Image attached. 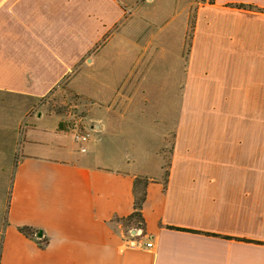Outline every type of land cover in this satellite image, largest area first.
<instances>
[{
	"label": "crops",
	"instance_id": "obj_1",
	"mask_svg": "<svg viewBox=\"0 0 264 264\" xmlns=\"http://www.w3.org/2000/svg\"><path fill=\"white\" fill-rule=\"evenodd\" d=\"M235 4L264 10V0L195 9L178 53L184 103L167 164L156 150L153 161L107 168L64 145L62 116L22 123L40 119L37 101L82 66L95 72L124 37L127 4L0 0V264H264V12ZM113 96L110 117L84 125L87 144L117 117L138 122L132 94ZM134 189L145 192L142 223L127 226Z\"/></svg>",
	"mask_w": 264,
	"mask_h": 264
},
{
	"label": "rangeland",
	"instance_id": "obj_2",
	"mask_svg": "<svg viewBox=\"0 0 264 264\" xmlns=\"http://www.w3.org/2000/svg\"><path fill=\"white\" fill-rule=\"evenodd\" d=\"M122 1L127 4L129 14L121 32L124 37L116 36L110 47L102 50L99 57L104 61L102 59L95 72L87 75L88 68L82 66L77 75L63 80L49 95L37 101L36 109L42 117L27 118L22 128L29 127L25 122L40 121L43 126H48L51 116L47 112L56 113L62 116L61 123L68 130L63 134L64 145L78 151L75 130L81 131L89 119L110 117L106 107L117 102L113 95L119 93V96L127 97L131 93L133 106H138L129 111L137 108L138 122H132L128 117L130 112L122 119L117 117L116 127L109 125L107 133L99 136L96 146L89 143L87 154L78 155L89 160L96 153L92 160L94 164L117 168L126 160L137 165L147 163L158 150L161 165L165 166L180 107L184 103L179 48L182 44L188 46L195 9L209 0ZM136 30L140 31L138 43L135 41ZM120 68L125 75L120 74ZM17 138L23 142V137Z\"/></svg>",
	"mask_w": 264,
	"mask_h": 264
},
{
	"label": "trees",
	"instance_id": "obj_3",
	"mask_svg": "<svg viewBox=\"0 0 264 264\" xmlns=\"http://www.w3.org/2000/svg\"><path fill=\"white\" fill-rule=\"evenodd\" d=\"M210 1H212V0H210ZM231 6L238 8V9H249V10L254 9V10L264 12V10L257 9L253 6H250V5L235 4V5H231ZM63 124L64 123H60L59 127L61 129L64 128L65 130H67L66 126H64ZM144 198H145L144 190L134 189V212L130 216H128L127 218L122 219L121 220L122 223H125L127 226L138 225V224L142 223L141 207H142V203L144 201ZM176 230H178V229H176ZM18 231L27 238L33 239L35 237L34 231L30 228L21 227L18 229ZM205 235L210 236L208 234H205ZM211 236L212 237H218L216 235H211ZM222 238L227 239V240H238V241H244V242H251V241H247V240H239V239H233V238H229V237H222ZM46 244H47L46 240L43 239V242H39V247L44 248L46 246Z\"/></svg>",
	"mask_w": 264,
	"mask_h": 264
},
{
	"label": "built area",
	"instance_id": "obj_4",
	"mask_svg": "<svg viewBox=\"0 0 264 264\" xmlns=\"http://www.w3.org/2000/svg\"><path fill=\"white\" fill-rule=\"evenodd\" d=\"M90 139V133L88 131H83V130H75L74 132V141L79 144V150L80 152L84 153L86 152V144L88 143ZM134 234L136 233V231L133 232ZM131 246H136L134 245V243H130ZM145 248H151L152 247V243L151 241H148L147 243H145Z\"/></svg>",
	"mask_w": 264,
	"mask_h": 264
}]
</instances>
